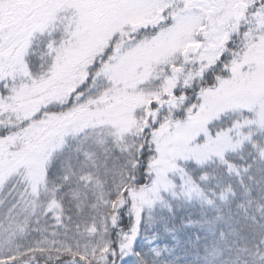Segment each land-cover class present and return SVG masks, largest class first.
Returning a JSON list of instances; mask_svg holds the SVG:
<instances>
[{"label": "snow or ice", "instance_id": "snow-or-ice-1", "mask_svg": "<svg viewBox=\"0 0 264 264\" xmlns=\"http://www.w3.org/2000/svg\"><path fill=\"white\" fill-rule=\"evenodd\" d=\"M37 255L264 264V0H0V264Z\"/></svg>", "mask_w": 264, "mask_h": 264}, {"label": "trees", "instance_id": "trees-1", "mask_svg": "<svg viewBox=\"0 0 264 264\" xmlns=\"http://www.w3.org/2000/svg\"><path fill=\"white\" fill-rule=\"evenodd\" d=\"M189 94H191V93H189ZM184 215H185L184 212H179V217H180V218H183ZM192 218H193V219L197 218L195 213H193ZM50 223H54V221H50ZM32 227L35 228L36 225L33 223V224H32ZM35 239H40V236H39L38 234H36V233L33 232V233L29 236V241H33V240H35ZM160 242H161L162 244H164V243H171V238H170V237L162 238ZM36 260H37V264H52L51 261H47V260H46V257H45V256L37 255Z\"/></svg>", "mask_w": 264, "mask_h": 264}]
</instances>
